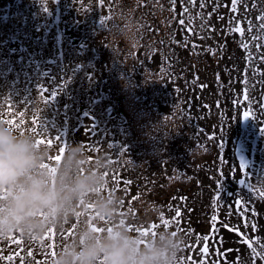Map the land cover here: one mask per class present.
Listing matches in <instances>:
<instances>
[{
    "label": "bare ground",
    "instance_id": "6f19581e",
    "mask_svg": "<svg viewBox=\"0 0 264 264\" xmlns=\"http://www.w3.org/2000/svg\"><path fill=\"white\" fill-rule=\"evenodd\" d=\"M66 1L61 2V5L65 3L64 9L65 5H72V2ZM208 2H213L217 10L210 8V5L205 7L202 0H195L192 7L190 4L193 2L188 0L184 4V7H190L194 22L196 13L205 20L209 16L212 18L209 19V26L206 22H201L198 27H202V30L196 27L193 33L190 31V42L201 41L197 46L202 50L209 46L212 51H220V59L209 65L211 79L201 77V80H197L196 88L186 83L183 95L169 98L168 103L180 101L184 108H192L198 139L208 142L213 138L216 152L203 167L192 171H185L184 166L180 168L195 179L194 187L191 195L171 199L162 206L167 221H164V228L179 232L185 239L181 264H264V213L256 205L259 196L254 190L255 186H251L253 179L264 181V173L254 176L252 171L255 168L254 156L257 155L261 134L264 132V18L257 19L260 11L264 14V7L257 6L262 4L259 0H236L235 6L233 0ZM80 10L83 12L82 8ZM82 12L77 14L66 10V22L63 21L64 26L57 30L61 31L58 43L63 52L60 54L59 50L45 52L41 48L43 43L51 41L49 37H53V34L42 36L33 29L37 24L31 20L42 15L35 8L29 7V12L21 10L19 17L24 21L11 27L14 29L13 36L10 34L11 29L2 30L0 34V122L13 125L21 132L33 133L36 140L44 139L52 150L49 157L52 162L56 161L55 157L62 156L68 142H80L88 153L89 161L94 160L97 155H104L112 160L102 142L88 141L89 138H85L81 135V130H77L79 123L92 122L90 114H98V104L91 99L96 88L76 83L78 74L69 75L72 66L68 58L85 38L72 36L65 26L76 28V31L80 26L83 27L82 23L87 21V17ZM191 14L187 12L183 15L188 21L192 19ZM254 17L256 21L252 20ZM50 24L47 19L45 25L49 27ZM182 24H185L184 19ZM205 27L208 29L203 30ZM170 58L174 59V56L171 55ZM250 96L255 103V110L245 118V100ZM93 98L96 99L97 95ZM51 110L56 113V121L61 128L58 132L45 125L47 117H51ZM63 122H67V135L63 132ZM245 143L250 146V157H245L242 152L241 147ZM91 147L95 152L90 151ZM241 158L248 167H244V179L239 176ZM165 164L166 171L175 166L172 158H168ZM122 173L118 170L106 173L109 181L105 193L114 192L121 196L122 186L129 181ZM156 173L145 176L153 179ZM137 180L131 187H137L143 181L139 177ZM129 189L130 187L128 191ZM204 218L210 222V233L203 230ZM79 223L80 217H74L63 232L52 229L39 240H27L19 234L0 240V264H48L74 238L75 228ZM218 223L233 229L230 233L218 235L215 232H219L216 228ZM125 226L146 235L157 231L145 229L133 222L125 223ZM98 227L102 229L103 224ZM236 239L240 245L238 249L229 243Z\"/></svg>",
    "mask_w": 264,
    "mask_h": 264
},
{
    "label": "rangeland",
    "instance_id": "374dc122",
    "mask_svg": "<svg viewBox=\"0 0 264 264\" xmlns=\"http://www.w3.org/2000/svg\"><path fill=\"white\" fill-rule=\"evenodd\" d=\"M65 1L0 0V34L2 30L11 29L10 34L13 36L14 29L11 27L22 20L19 17L21 10L29 12V7L35 8L42 15L35 16L31 20L32 23L37 24L33 29L39 31L42 36L53 34V37L52 35L49 37L51 41L48 44L43 43L41 48L45 49V52L59 50L60 54L63 52L58 43L61 31L57 30L64 26L63 21L66 22L65 17L68 15L66 10L78 14L82 12L80 8L83 9L82 13L87 17V21L82 23L83 27L80 26L76 31L73 26V29L71 26H65L72 36L85 38L84 42H80L81 45L75 49V53L68 58L72 66L69 75L78 74L77 79L73 78L76 79V83L96 88L91 99L98 104V114L95 116L90 114L92 122L79 123L77 130H81V135L88 137V141L93 140L100 144L102 142L112 158L113 170L123 172L125 178L130 181L122 186L121 196L115 193L120 197V219L125 223L140 224L145 229L158 230L164 227L166 221L162 206L171 199L191 195L195 179L185 171L205 166L216 152L213 138L208 142L198 139L192 108H184L180 101L174 102L177 104L168 103L169 98L173 96L179 98L183 95L186 83L196 88L201 77L211 79L209 65L220 59V51H212L209 46L202 50L197 46L201 41L190 42V38L192 39L190 31L193 33V29L201 22H206L209 26V19L212 18L209 16L205 20L202 15L196 13L194 22L190 7H184L186 0L183 2L181 0H93V2L67 0L66 2H72V5H65L64 9L65 3L61 5V2ZM189 1L193 2L190 4L192 7L195 0ZM202 1L205 7L210 5V8L216 9L213 2ZM259 2L262 4L257 6L263 8L264 2L262 0ZM187 12L192 18L188 21L183 15ZM122 14L135 20L140 28L137 42L131 47L123 40L117 39L111 31L114 16L119 18ZM260 14L258 18L264 17L263 11H260ZM47 19L51 22L49 27L45 25ZM183 19L185 24L181 23ZM252 20L256 21V18ZM70 22L69 20L68 23ZM116 22L121 21L117 19ZM204 29L207 30L208 27ZM193 38L198 37L193 36ZM47 40L46 38L45 42ZM233 41L236 42L235 39ZM171 55L174 59L170 58ZM96 95L97 98L94 99ZM251 97L245 100L244 115L255 110V103ZM52 110L51 117H47L48 121L45 125H48L50 130L58 132L61 128L56 121V113ZM245 124L249 127L246 122ZM62 128L67 135L69 131L67 122ZM37 142L50 149V145L44 139H37ZM249 147L247 144L241 147L245 157H250ZM92 150L95 152L91 147L90 151ZM254 157H256L253 160L255 168L252 171L254 176H259L264 173V132L261 134L257 155ZM168 158H172L175 166H171L166 171L165 163ZM243 163L248 169L244 160ZM183 166L185 171L182 172L180 168ZM244 167L242 169L240 166L241 179L246 175ZM153 172H157L153 179L146 177ZM138 177L142 178V183L137 187H131L138 182ZM251 186H255L254 190L259 196L256 205L264 213V196L261 195L264 193V181L253 179ZM152 205L160 209L158 216L145 214V209ZM92 215L88 213L86 216L89 222L92 220ZM216 228L219 230V232L215 231L218 235L223 232L230 233L233 229L222 223H218ZM203 230L206 233L211 231L210 222L206 218L203 219ZM232 241H229L232 243L231 246L234 245L238 249L240 247L238 240Z\"/></svg>",
    "mask_w": 264,
    "mask_h": 264
},
{
    "label": "clouds",
    "instance_id": "9594fccd",
    "mask_svg": "<svg viewBox=\"0 0 264 264\" xmlns=\"http://www.w3.org/2000/svg\"><path fill=\"white\" fill-rule=\"evenodd\" d=\"M139 30L129 16H114L111 31L127 46L137 42ZM51 151L33 133L0 122V240L15 234L39 240L52 229L63 232L80 217L74 238L48 264H181L185 239L179 232L161 227L145 235L120 219V197L104 191L106 173L113 171L108 157L89 161L80 142H68L55 162ZM159 212L154 205L145 209L149 216Z\"/></svg>",
    "mask_w": 264,
    "mask_h": 264
},
{
    "label": "snow or ice",
    "instance_id": "6c2138e0",
    "mask_svg": "<svg viewBox=\"0 0 264 264\" xmlns=\"http://www.w3.org/2000/svg\"><path fill=\"white\" fill-rule=\"evenodd\" d=\"M235 4H236V0H233V5L235 6ZM233 10L235 11V7L233 8ZM185 11H187V9H185ZM260 18H264V17H260ZM181 23H183V21H181ZM262 27H264V25H262ZM43 91H46V89ZM53 95H55V93H53ZM245 118H247V113L245 114ZM55 159L59 160L60 156L55 157ZM241 160H242L241 167L243 168L244 167L243 158H241ZM241 183H243V181H241ZM261 195L264 196V193H261ZM177 215H179V212H177ZM213 219H215V217ZM165 223H167V221H165ZM96 230L101 231L102 229H96ZM144 234L146 235V233H144ZM17 243H20V241H17Z\"/></svg>",
    "mask_w": 264,
    "mask_h": 264
}]
</instances>
